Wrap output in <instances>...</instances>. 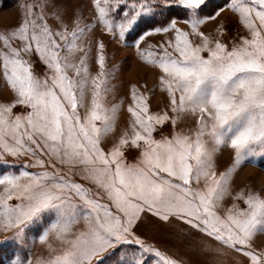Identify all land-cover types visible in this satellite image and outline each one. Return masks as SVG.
Wrapping results in <instances>:
<instances>
[{
	"label": "snow or ice",
	"instance_id": "obj_1",
	"mask_svg": "<svg viewBox=\"0 0 264 264\" xmlns=\"http://www.w3.org/2000/svg\"><path fill=\"white\" fill-rule=\"evenodd\" d=\"M21 9L0 27V264H264V0Z\"/></svg>",
	"mask_w": 264,
	"mask_h": 264
},
{
	"label": "rangeland",
	"instance_id": "obj_2",
	"mask_svg": "<svg viewBox=\"0 0 264 264\" xmlns=\"http://www.w3.org/2000/svg\"><path fill=\"white\" fill-rule=\"evenodd\" d=\"M24 2L25 0H2V3H0V27L13 25L17 23L22 12L21 4ZM76 2H80V0H76ZM105 39L107 40V37H105ZM152 39L154 42H156L159 40V37H153ZM113 47H115L114 44L110 45V50ZM121 56L128 57L127 59L128 70L125 73L127 80H138L143 77H146L149 85H151L153 77L149 70H147L143 65H141L139 61L135 60L134 56L128 50H120L117 53L115 59H120ZM41 67L42 65L37 64V68H41ZM155 103H158V100ZM127 115L128 114L125 110L123 118L126 119ZM166 242L167 244L173 243L172 241H169L162 236V243L165 244ZM173 246L176 248L177 251L181 252L180 254L182 255H184L185 251H187L186 249L180 248L179 246L176 245Z\"/></svg>",
	"mask_w": 264,
	"mask_h": 264
},
{
	"label": "crops",
	"instance_id": "obj_3",
	"mask_svg": "<svg viewBox=\"0 0 264 264\" xmlns=\"http://www.w3.org/2000/svg\"><path fill=\"white\" fill-rule=\"evenodd\" d=\"M159 243L163 244L162 243V235H159V236H155L154 237ZM167 244V242L165 243ZM174 245V243H172ZM181 253V252H180ZM184 255H187L189 257V259L193 260V261H199L202 259V257L200 256H197L195 253H192V252H189V251H185V254Z\"/></svg>",
	"mask_w": 264,
	"mask_h": 264
}]
</instances>
